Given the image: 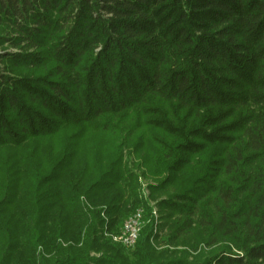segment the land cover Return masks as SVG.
<instances>
[{
	"label": "trees",
	"instance_id": "1",
	"mask_svg": "<svg viewBox=\"0 0 264 264\" xmlns=\"http://www.w3.org/2000/svg\"><path fill=\"white\" fill-rule=\"evenodd\" d=\"M7 150L0 264H264V0H0Z\"/></svg>",
	"mask_w": 264,
	"mask_h": 264
},
{
	"label": "rangeland",
	"instance_id": "2",
	"mask_svg": "<svg viewBox=\"0 0 264 264\" xmlns=\"http://www.w3.org/2000/svg\"><path fill=\"white\" fill-rule=\"evenodd\" d=\"M92 139H94V138H92ZM143 150H144V147L141 149V151L138 153V155H136L135 153H133L132 146L124 145L121 148V159H122V163H124V165L128 169H130L137 177L138 197L142 202L145 203V205L148 208H150L151 213H152L151 216L153 217V219L155 221V231H156L159 229V225L161 223L160 216H159V213L157 212V208H156V202L163 195H160L157 197H152V191H151L150 187L155 185L157 183V181L162 177V175L159 176L158 178L153 177L147 172L146 167H143V165L141 164V162L145 160V154H144ZM19 152H20L19 150H7V151L0 153V158L5 159L6 157L10 156L9 160L11 159L10 163H12L13 160L17 159V155H19ZM14 168L15 167H11L9 169L8 178H10L11 180H13L11 173H12ZM137 210L142 211V219H143V226H144L145 210L143 207H138V208H136L135 211L132 212V214L134 212H136ZM106 236H109V235H106ZM153 245L157 250H163L166 248V246L163 243H161L160 241L154 242ZM123 248L125 250H132L133 249V248H125V247H123ZM176 249L180 250V248H176ZM170 250H173V249L170 248ZM185 250H187V249H185ZM189 253L192 254V252H190V251H189Z\"/></svg>",
	"mask_w": 264,
	"mask_h": 264
},
{
	"label": "built area",
	"instance_id": "3",
	"mask_svg": "<svg viewBox=\"0 0 264 264\" xmlns=\"http://www.w3.org/2000/svg\"><path fill=\"white\" fill-rule=\"evenodd\" d=\"M143 227L142 211L137 210L124 221L120 230L109 237L125 248H133Z\"/></svg>",
	"mask_w": 264,
	"mask_h": 264
}]
</instances>
